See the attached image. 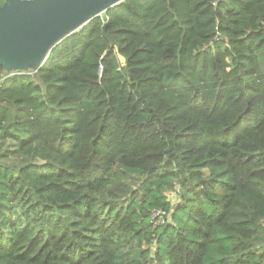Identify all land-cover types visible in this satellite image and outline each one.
<instances>
[{"label":"trees","instance_id":"16d2710c","mask_svg":"<svg viewBox=\"0 0 264 264\" xmlns=\"http://www.w3.org/2000/svg\"><path fill=\"white\" fill-rule=\"evenodd\" d=\"M105 15L0 66V264H264V0Z\"/></svg>","mask_w":264,"mask_h":264},{"label":"water","instance_id":"95a60500","mask_svg":"<svg viewBox=\"0 0 264 264\" xmlns=\"http://www.w3.org/2000/svg\"><path fill=\"white\" fill-rule=\"evenodd\" d=\"M124 0H2L0 66L5 72H37L65 38ZM103 26L111 47L116 41Z\"/></svg>","mask_w":264,"mask_h":264},{"label":"rangeland","instance_id":"374dc122","mask_svg":"<svg viewBox=\"0 0 264 264\" xmlns=\"http://www.w3.org/2000/svg\"><path fill=\"white\" fill-rule=\"evenodd\" d=\"M7 73H11V74H15L14 72H7ZM35 72H33V71H29V72H26V73H24V74H34ZM34 81H36V82H39L38 81V79L35 77L34 79H33ZM8 147V144H6L4 147H3V149H1L0 150V154L3 152V151H5V149ZM27 159H26V157L24 156V155H16V156H10V157H8L6 160H4V162L6 163V164H9V165H15V164H21V163H23V162H25ZM176 190H179L178 189V187H177V189ZM173 194V193H172ZM179 193H177L176 195H178ZM170 197H171V199H174L175 198V193H174V195H170Z\"/></svg>","mask_w":264,"mask_h":264},{"label":"built area","instance_id":"2783aa9c","mask_svg":"<svg viewBox=\"0 0 264 264\" xmlns=\"http://www.w3.org/2000/svg\"><path fill=\"white\" fill-rule=\"evenodd\" d=\"M159 215H160L159 212H153V217H154V218H158ZM160 220H161V219H160Z\"/></svg>","mask_w":264,"mask_h":264}]
</instances>
